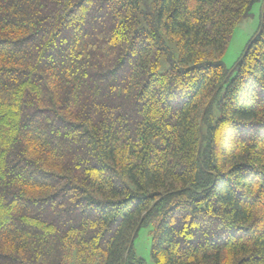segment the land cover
I'll return each instance as SVG.
<instances>
[{
    "label": "trees",
    "instance_id": "trees-1",
    "mask_svg": "<svg viewBox=\"0 0 264 264\" xmlns=\"http://www.w3.org/2000/svg\"><path fill=\"white\" fill-rule=\"evenodd\" d=\"M145 226L264 264V0H0V264H146Z\"/></svg>",
    "mask_w": 264,
    "mask_h": 264
},
{
    "label": "rangeland",
    "instance_id": "rangeland-1",
    "mask_svg": "<svg viewBox=\"0 0 264 264\" xmlns=\"http://www.w3.org/2000/svg\"><path fill=\"white\" fill-rule=\"evenodd\" d=\"M260 16L261 1H258L251 9V16L240 20L233 29L231 38L222 57V60L227 68H232V66L242 54L248 39L258 27ZM150 228V226L141 227L137 232L133 242L135 253L142 257L146 264H151Z\"/></svg>",
    "mask_w": 264,
    "mask_h": 264
}]
</instances>
